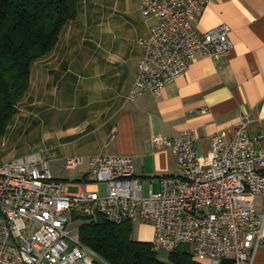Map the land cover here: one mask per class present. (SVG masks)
<instances>
[{"label":"built area","instance_id":"obj_1","mask_svg":"<svg viewBox=\"0 0 264 264\" xmlns=\"http://www.w3.org/2000/svg\"><path fill=\"white\" fill-rule=\"evenodd\" d=\"M206 0H140L151 34L128 99L160 96L202 57L214 61L233 50L232 29L221 25L201 33L195 21ZM243 115L233 134L212 138V153L200 156L194 130L152 143L177 158L180 176L165 177L145 195L128 156L100 155L88 160V182L56 179L44 150L0 165V264H110L80 238L84 221L115 225L152 224L156 253L172 254L190 245L201 262L252 264L264 248V216L256 200L264 196V151ZM82 157H67L64 168L79 170ZM105 184V192L100 185ZM77 191L71 193V189ZM77 224H79L77 226Z\"/></svg>","mask_w":264,"mask_h":264},{"label":"crops","instance_id":"obj_2","mask_svg":"<svg viewBox=\"0 0 264 264\" xmlns=\"http://www.w3.org/2000/svg\"><path fill=\"white\" fill-rule=\"evenodd\" d=\"M78 10L53 51L32 65L30 90L5 142L18 150L20 141L32 136L44 146L13 159L44 150L50 166L57 163L68 171L65 159L82 157L86 164L69 171L76 179L53 175L79 185L88 182L90 158L128 156L149 193L151 184L158 192L163 178L181 175L173 153L153 145L156 136L175 138L194 130L196 149L207 158L212 138L233 134L246 114L255 120L250 132L264 151V0H206L195 27L206 33L230 26L231 53L218 61L200 56L160 96L149 92L135 102L128 96L146 53L141 40L150 36L154 21L144 17L140 0H78ZM256 208L264 216V196L257 198ZM145 229L150 239L135 241L152 242L153 225L137 226ZM252 264H264V248Z\"/></svg>","mask_w":264,"mask_h":264},{"label":"trees","instance_id":"obj_3","mask_svg":"<svg viewBox=\"0 0 264 264\" xmlns=\"http://www.w3.org/2000/svg\"><path fill=\"white\" fill-rule=\"evenodd\" d=\"M78 15V0H0V140L28 94L32 65L53 51ZM133 232V224L101 219L84 221L80 238L110 264H199L183 246L164 261Z\"/></svg>","mask_w":264,"mask_h":264},{"label":"rangeland","instance_id":"obj_4","mask_svg":"<svg viewBox=\"0 0 264 264\" xmlns=\"http://www.w3.org/2000/svg\"><path fill=\"white\" fill-rule=\"evenodd\" d=\"M30 90V89H29ZM25 101V100H24ZM23 103V102H22ZM21 103V104H22ZM20 104V105H21ZM20 105L18 106V108L20 107ZM12 124V123H11ZM11 126V125H10ZM9 126V127H10ZM10 132V130H8V133ZM7 133V135H8ZM7 135L2 138L0 140V165L9 161V160H12L14 156H22L24 155L25 153H27L28 149H32L34 147H36L37 145H43L44 146V141L42 139H39L37 140L36 137H24L23 140L20 141V144H21V148H18V150H15V148H13L12 145H10V142L7 143L6 145V140H7ZM57 163H53L51 165V171L53 173V175L55 177H59L61 179L65 178V180H74L76 179V173L74 172H69V171H64L61 166H56ZM80 184V183H78ZM101 189L103 192H105V187L106 185L105 184H101L100 185ZM77 190L75 189H71V193H75ZM148 194V190H147V187H146V190H145V195ZM79 224H77L78 226ZM139 224H136L134 225V233H133V238L134 240H143V239H150V231L145 229L143 231H137V226ZM144 225H147V224H144ZM152 225V224H151ZM186 248H189L190 245H185ZM159 257L166 261V255L165 254H160Z\"/></svg>","mask_w":264,"mask_h":264},{"label":"water","instance_id":"obj_5","mask_svg":"<svg viewBox=\"0 0 264 264\" xmlns=\"http://www.w3.org/2000/svg\"><path fill=\"white\" fill-rule=\"evenodd\" d=\"M234 262H235V260L232 259V258H230V259H225V260L223 261V264H233Z\"/></svg>","mask_w":264,"mask_h":264}]
</instances>
